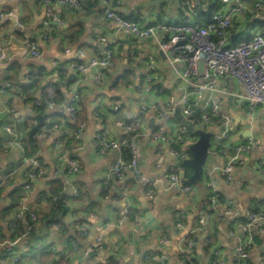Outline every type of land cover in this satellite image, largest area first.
Returning <instances> with one entry per match:
<instances>
[{
	"label": "crops",
	"instance_id": "crops-1",
	"mask_svg": "<svg viewBox=\"0 0 264 264\" xmlns=\"http://www.w3.org/2000/svg\"><path fill=\"white\" fill-rule=\"evenodd\" d=\"M52 1V0H51ZM55 12L61 17V24H53L49 28V36L42 39L41 19L47 3L44 0H0V46L7 48L10 59L0 65V84L12 81L16 87L10 98L12 111H4L0 106V124L14 127L20 141L26 145L22 151L17 145L11 146L8 152L0 156V170H9L28 155L37 153L47 161L44 183H37L30 190L27 204L38 211L39 222L29 238L18 240L15 251L19 255L17 264H182L180 248L184 241L192 240L193 244L187 248L195 264H210L209 257L216 249L214 261L216 264H264V235L254 233L253 245L249 249L248 257L238 261L235 247L243 237L240 224L243 223L246 211L259 212L264 215V173L259 172L255 165L264 156V105H258L250 111L241 99L242 89L234 78L227 75L218 78V86L226 94L222 97L221 112L218 119L221 125L214 122L204 127L205 130L220 131L223 125L228 129L224 145L225 154L207 155L200 179L193 183L190 193H182L177 189L158 188L154 200L145 196L146 188L151 181L163 180L171 162L169 151L178 148L185 158H189V143L178 144L171 140L166 143H154L148 134L150 120L147 125L134 136L139 168L142 179H137L133 173L126 175L127 192L124 198L118 196L117 184L109 177V169L118 155L113 150L105 155H99L91 144L93 135L99 131H106L108 135L120 137L121 132L115 126L117 118L126 119L136 117L138 107L142 104L155 102L159 108L165 106L167 95L179 96L176 89L177 82L172 68L164 61L154 41L150 39H135L123 33L112 21L105 19L104 0H82L78 9L66 5L55 4ZM122 16H131L141 24L152 22L184 21L188 17L177 0H123L120 10ZM264 18L250 17L235 18L231 32V40L238 33L250 35L254 30H264ZM21 23V25L19 24ZM106 35L116 38L115 54L112 65L105 69L101 85L93 82L92 72L78 73L69 67L72 56L63 55L64 48L82 47L88 55L102 57V44L99 37ZM26 36L32 37L41 49V56L31 58L23 43ZM151 55L157 66L155 73V87L150 91L139 92L129 88V83H141L145 74L143 59ZM58 60L63 67L60 75L53 64ZM183 64L179 63L178 67ZM30 81L34 84L30 85ZM67 83L69 88H76L80 93V119L85 121V130L81 148L70 156L80 163V170L75 174L58 175L55 173V153L50 146V137L44 135L30 136L26 126L31 117L36 114H46L50 121L64 118L63 106L46 105L35 111L31 108V100L37 94L43 93L45 86L56 83L62 91L63 99L66 93L60 83ZM158 87H165L166 94L160 95ZM53 100V99H50ZM55 100V99H54ZM119 102V110L115 113L112 106ZM176 107L162 119L167 133L172 134L180 125ZM181 114V113H180ZM21 117L16 122L15 116ZM182 116V114H181ZM152 114L150 113V118ZM153 119V118H152ZM252 136L260 143L248 153H244L241 161L233 165L232 179L226 181L220 173L225 161L234 154L233 145ZM33 137V143L30 138ZM10 136L0 129V143L4 144ZM70 142V140H68ZM183 177H189L192 172L183 166L180 169ZM23 174H19L8 185L0 190V242L17 239L21 236L27 223V218L15 220L16 225L9 223L13 219L14 204L18 200L13 197L16 192L22 193L21 183ZM212 180L217 186L222 200L233 199L232 214L225 215L222 210L214 212L212 222L203 228L197 226V215L202 202L206 203L208 191L205 182ZM51 182L60 185L61 192L66 183L77 187L78 196L66 203L67 211L60 218V225H46L43 215L49 212L51 204L43 206L42 190L52 189ZM18 189V191H17ZM16 191V192H15ZM114 197L119 198L118 201ZM125 204L131 210L140 209L142 218L147 221L143 208L152 214L151 224L144 230L136 228V222L125 219L122 209ZM11 206L6 214L4 209ZM183 210L185 221L182 228L174 226L175 213ZM90 213L96 218L87 217ZM139 221V222H140ZM86 223L89 235H83L79 226ZM59 226L56 230L55 227ZM95 234L102 237V250L88 257H82L72 252L70 239L79 245H86ZM169 238L163 243L162 238ZM139 251L137 261L135 254L125 248L130 246V240ZM31 243L27 249L26 243ZM132 246V245H131ZM59 252H65L59 253ZM6 255L0 245V258ZM199 256V259L196 256ZM10 264V263H7Z\"/></svg>",
	"mask_w": 264,
	"mask_h": 264
},
{
	"label": "built area",
	"instance_id": "built-area-1",
	"mask_svg": "<svg viewBox=\"0 0 264 264\" xmlns=\"http://www.w3.org/2000/svg\"><path fill=\"white\" fill-rule=\"evenodd\" d=\"M105 1V19L110 20L118 26L123 33L128 34L135 39H150L157 45L164 61L172 68L174 78L177 82L176 89L180 93L167 95L165 106L159 108L155 102L142 104L138 107L136 117L115 120V126L121 132L120 137L110 136L106 131L96 132L91 140V144L99 155H105L110 151H117L118 155L112 162L109 175L105 180L108 183L109 177L117 184L118 196L124 198L127 192L126 175L128 172L134 174L137 179H142L139 168L137 150L134 144V136L139 130L147 125L152 114V124L148 129L151 141L154 143H166L171 140L178 144H188L191 137V143L197 139L194 133L195 129H204L209 123L214 122L221 125L218 119L221 117L222 97L226 92L218 86V78L229 76L235 79L240 85L242 92L241 99L246 103L248 109L253 111L258 105H264V36L259 30H254L250 35L238 33L231 40L230 30L233 28L234 19L250 17L253 19L264 18V0H218L219 7L211 8L213 0H177L180 7L188 15L184 21L152 22L141 24L137 21L129 20L122 16L120 10L123 6V0H104ZM47 7L41 19L42 39L49 36V28L53 23L61 24L62 20L59 14L55 12V4L66 5L72 9H78L82 0H44ZM209 10L208 17L204 15ZM3 14L0 13V17ZM21 25V23H19ZM102 44V57L88 55L84 48H64L63 55L75 57L69 61V67L78 73L92 72L93 82L101 85L104 79L105 69L112 65V57L115 54L116 38L114 36L102 35L99 37ZM23 43L27 53L31 58L41 56V49L35 40L26 36ZM10 59L7 48L0 46V63L5 64ZM182 63V67L178 64ZM53 64L60 75L63 67L58 60ZM145 74L141 83H129V88L139 92H148L155 87V73L157 70L154 58L149 55L143 59ZM27 78V77H26ZM29 80V78H27ZM34 84V81H30ZM66 97L63 100H49L46 105L63 106L64 118L59 121H50L45 118L44 124L38 129L35 135L42 137L48 135L50 146L55 153V173L58 175L75 174L79 172L81 166L79 161L70 156V153L81 148L82 137L85 130V121L80 119V93L76 88H69L67 83H61ZM16 85L12 81H6L0 84V106L4 111H12L10 107V98ZM157 92L164 95L167 92L165 87H158ZM43 104L42 94L37 93L31 100V108L38 110ZM121 104L116 102L112 109L116 113ZM178 108L183 118L187 119L194 112L196 115L190 119L193 125V132L188 133L186 127L180 125L172 134L167 133L162 119L169 112ZM37 114V113H36ZM47 117V115H46ZM15 121H21V117L16 115ZM37 123L35 114L31 117L30 123L26 126V131ZM0 129L4 134L10 136V139L0 143V156L8 152L9 147L17 145L22 151L26 150V145L21 140L13 126L0 124ZM207 148L209 154H225L227 146L224 141L227 138L228 129L223 125L220 131L212 130ZM34 135V136H35ZM70 140V142L68 141ZM190 143V144H191ZM260 143L258 138L252 136L233 145L234 154L231 155L225 164L220 168V173L226 181L232 179L233 165L241 161L244 153H248ZM189 146V145H188ZM171 162L168 167V173L163 180L151 181L146 188L145 196L148 200H154L158 188H174L182 193H190L193 184L182 183L180 176L181 161L184 156L178 148H171L169 151ZM186 159V158H185ZM259 172L264 173V156L259 159L255 165ZM47 161L37 153L27 155L20 162L15 163L9 170H0V190L8 186L17 175H24L20 185L22 193L14 204L13 219L9 223L11 227L16 225L15 220L27 218L24 231L17 239L3 240L0 245L5 249L6 255L0 258V264H17L19 255L15 251V246L21 238H29L39 222V213L36 209L27 204V197L31 189L37 183H44ZM208 191L206 203L202 202L199 206L197 215V226L203 228L212 222L214 212L222 210L225 215H231L234 205L233 199L222 200L216 184L212 180L205 182ZM42 193H48V189L42 190ZM78 196V189L70 183H66L62 192V202L65 204L70 199ZM57 196H52L50 200L42 198L41 204L47 206L56 201ZM116 201L119 198L114 197ZM122 216L125 219H131L138 223L142 218L141 210H131L130 205L125 204L122 209ZM90 218H96L92 213L87 215ZM245 220L240 224L243 237L235 247V255L238 261L248 257L249 249L253 245L254 233L264 235V215L259 212L246 211ZM185 221V213L179 210L175 213L174 226L182 228ZM56 230L59 226L55 227ZM79 231L83 235H89V227L86 223L79 226ZM163 243H168L169 238L161 239ZM71 250L82 257H88L91 254L99 253L102 250V237L95 234L86 245H79L74 239H70ZM193 244L192 240L183 242L180 248V261L182 264H195L193 257L187 250ZM31 243H26L28 249ZM65 253V252H59ZM264 257V254H263ZM116 263L120 264V259L116 258ZM211 264H216L213 261Z\"/></svg>",
	"mask_w": 264,
	"mask_h": 264
},
{
	"label": "water",
	"instance_id": "water-1",
	"mask_svg": "<svg viewBox=\"0 0 264 264\" xmlns=\"http://www.w3.org/2000/svg\"><path fill=\"white\" fill-rule=\"evenodd\" d=\"M53 24H56V23H53ZM0 66L1 68L5 67V65H0ZM59 85L61 86V83ZM176 111L178 113L177 118L180 120L181 124H183L186 127L188 133H192L193 125L190 122V119H192V117L196 115V112H194L191 116L185 119L183 118V116H181L179 109H177ZM35 117L37 118V123L29 130L30 136H34L36 132L38 131V129L44 124L46 114L37 113L35 114ZM152 122L153 120L151 118L150 125L152 124ZM212 132H213L212 130H203V129L194 130V133L197 135V139L188 146L191 156L189 158L183 159V162L185 164H188L189 166L192 167L193 172L187 178H184L183 173H180V176L183 177L182 183H185V184L196 183L198 181V178L201 176L203 166L207 158V148L209 146V140H210V136ZM143 211L145 213V217L147 218V221L146 222L140 221L136 224V228L140 229L141 227V231L146 229L151 224L152 218H153L152 214L149 212V210L146 207L143 208ZM129 243H130V246L125 248L124 251L127 249L130 253H134L135 260L137 261L138 256H139V251L133 244L134 243L133 239L130 240ZM215 252H216V249H213V251L210 254V257H209L210 264L214 261ZM196 258L199 259V256L197 255Z\"/></svg>",
	"mask_w": 264,
	"mask_h": 264
},
{
	"label": "trees",
	"instance_id": "trees-1",
	"mask_svg": "<svg viewBox=\"0 0 264 264\" xmlns=\"http://www.w3.org/2000/svg\"><path fill=\"white\" fill-rule=\"evenodd\" d=\"M214 2L211 5V8H218L219 7V2L218 0H213ZM209 14V10L205 11L204 15L206 17H208ZM125 17V16H123ZM125 18L129 19V20H133L136 21V18L131 17V16H126ZM254 20V19H253ZM264 23V20L261 21ZM264 36V30L261 32ZM32 85V84H30ZM42 97H43V104L42 106L45 105V103H47V101H49L50 99H55L56 101H60L63 100V94L61 89L59 88V86L56 83H53L51 85L45 86L43 88V93H42ZM41 106V109H42ZM39 109V108H38ZM30 141H32L31 143H33V137L30 138ZM28 154L29 152L26 151ZM190 154V151H188ZM27 154V155H28ZM181 166H183L184 168L189 169L190 172H192V167L189 166L188 164H185L184 162L181 161ZM200 179V177L198 178V180ZM56 182H51L52 184V189L49 188L48 193H44L42 194V197L45 198L46 200H50L52 198V196H57L56 201H54L51 204L50 210L48 213H46L45 215H43L42 220L44 221V223L46 225L52 226V225H60L62 226V222H61V217L66 213L67 211V207L66 204L64 202H62V192H61V188L60 185L55 184ZM193 184V183H192ZM18 191V189H17ZM16 192V191H15ZM17 195L15 197H13V200H15L16 198H19L20 193L16 192ZM11 210V206H7L5 207V209L3 210L4 213H8Z\"/></svg>",
	"mask_w": 264,
	"mask_h": 264
}]
</instances>
